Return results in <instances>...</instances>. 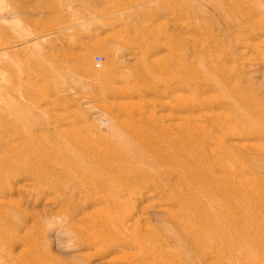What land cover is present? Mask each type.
<instances>
[{
    "label": "rangeland",
    "instance_id": "374dc122",
    "mask_svg": "<svg viewBox=\"0 0 264 264\" xmlns=\"http://www.w3.org/2000/svg\"><path fill=\"white\" fill-rule=\"evenodd\" d=\"M234 2L0 0V183L15 181L1 191L0 264H33L25 256L37 252L43 264L124 262L135 248L98 252L115 245L104 218L127 213L157 264L193 246L218 251L205 264H264V38ZM191 73L193 91L181 82ZM190 100L193 114L178 108ZM182 115L199 116L203 153L175 132ZM104 149L135 175L110 210L82 196L109 194L89 163Z\"/></svg>",
    "mask_w": 264,
    "mask_h": 264
},
{
    "label": "bare ground",
    "instance_id": "6f19581e",
    "mask_svg": "<svg viewBox=\"0 0 264 264\" xmlns=\"http://www.w3.org/2000/svg\"><path fill=\"white\" fill-rule=\"evenodd\" d=\"M166 3V5H167V2H165ZM178 3V2H177ZM177 3H174V7L176 6L175 4H177ZM229 3V2H228ZM235 4H236V8H238L239 10L238 11H240V12H242V13H244V14H242V15H244V17H243V20L245 21V27H244V29H245V31L246 32H248V33H250L251 35H253V34H258V35H263V38H264V0H235V2H234ZM160 4V3H159ZM185 4V3H184ZM226 4V3H225ZM173 6V5H172ZM177 7V6H176ZM246 7V9L245 10H241V8H245ZM208 8V7H207ZM183 9V8H182ZM163 10H165V7H164V5H161V6H159L158 7V11L159 12H161V11H163ZM174 11V10H173ZM189 11V10H188ZM194 15V14H193ZM192 21V20H191ZM192 23V22H191ZM190 24V23H189ZM193 24V23H192ZM192 26V25H191ZM199 26V25H198ZM197 26V27H198ZM197 29V28H196ZM198 30V29H197ZM181 82H182V84H183V86H185L187 89H191L192 91L193 90H197L198 89V86H196L195 88H193V86L196 84V85H198L199 83H200V80H198L197 79V77L196 76H193V74L191 73L190 74V76H189V83H187V80H181ZM202 89V88H201ZM233 97L235 96V95H232ZM236 98H238L237 97V95L235 96ZM189 99V98H188ZM192 99V98H191ZM194 101V100H193ZM243 101V100H242ZM198 106H199V108H200V106L201 105H199V104H197L196 102L194 103V102H192V100H190L189 102H187L186 104H183V105H181V107L179 106L178 108L181 110V111H185V112H189V113H191V114H193L196 110H197V108H198ZM171 108V107H170ZM172 109V108H171ZM248 111H249V113H256L257 112V110H251V109H247ZM202 112H204V111H202ZM198 113V112H197ZM170 115V114H169ZM199 115V114H198ZM165 116V115H164ZM183 116V115H182ZM159 117V116H158ZM177 117H180V116H177ZM195 117V116H194ZM181 118V117H180ZM261 119V118H260ZM183 124H184V126H180V124H177V127L175 128V132L178 134V135H180V136H182V137H185V138H187L188 139V141H189V143H188V146L191 148V149H196L197 151H202V153L206 150V145H204V143L203 142H207V140L205 139V138H202V143H200V142H196V139L197 138H199V135H200V133L201 134H203L204 132H206V129L205 128H202L201 127V121H200V119H199V116H198V118H192V117H184L183 116ZM181 121V120H180ZM158 122H159V120H158ZM182 122V121H181ZM176 123H178V122H176ZM159 124V123H158ZM163 127H165L163 124H159L158 126H157V128H158V130H157V133H160V134H164V135H166V132L164 131V129H163ZM206 127V126H205ZM170 132V131H169ZM201 136V135H200ZM203 136V135H202ZM77 138V137H76ZM207 138V137H206ZM211 138V137H210ZM75 140V139H74ZM73 140V141H74ZM149 140V139H148ZM176 140V139H175ZM218 140V139H217ZM219 141V140H218ZM79 142V141H78ZM175 142V141H174ZM221 142V141H220ZM242 142V141H241ZM10 144V143H9ZM142 144V143H141ZM208 146H209V144H207ZM210 147V146H209ZM98 148V147H97ZM216 148V147H215ZM226 148V146L225 147H223L222 149L224 150ZM105 150V149H104ZM196 150H194V151H196ZM209 150H210V148H209ZM212 150V149H211ZM169 151V150H168ZM234 151V150H233ZM107 152H109V151H107V150H105V151H103V152H100V151H98V152H96V153H94L91 157H90V159H89V163L90 164H95V165H97L98 167H99V173H100V176H101V180L99 181V182H97V183H94L95 184V186L96 187H98L99 188V190L100 191H103V192H107V193H109L108 194V196H106V198L105 197H99V196H96V195H92L90 192H85L84 194H82V196H86V198L87 199H85L86 200V202H88L89 204H92V201L90 200V198L92 197L93 198V201L95 202V203H97V202H106L105 203V207H106V209L107 210H110L111 208L113 209V207H117L118 206V203L117 202H120V200L119 199H117V198H119V193H121V187H120V185H122V183H124V184H126V182L127 181H129L130 179H131V181H134V179H135V175H131V176H128V175H123L122 176V172L120 173V171H119V168H117V166L115 167L114 165H112V163L110 162V163H108V160H109V153H107ZM153 153H154V155H155V159H157V157H160L161 156V154L159 153V152H157L156 150H154L153 151ZM201 153V154H202ZM219 153V152H218ZM221 153V152H220ZM228 153V152H227ZM230 154V153H229ZM54 155V154H53ZM209 155V154H208ZM58 156V155H57ZM211 160V159H210ZM2 160H0V162H1ZM194 160H188V162L190 163L191 162V164L192 165H194L195 163L193 162ZM23 163L21 164V167H20V169H24L25 168V171L27 170V171H30L29 170V161H28V159H26V158H24L23 159V161H22ZM196 162V161H195ZM20 163V162H19ZM69 163V162H68ZM72 163H74V162H72ZM108 163V164H107ZM9 165L10 166H13V164L12 163H7L6 162V164L4 165V168L5 167H9ZM69 165V164H68ZM71 166V165H70ZM196 167V166H195ZM61 168H62V166H61ZM193 168V167H192ZM66 170V169H65ZM64 170V171H65ZM24 171V172H25ZM26 171V172H27ZM66 171H68V170H66ZM169 171V170H168ZM81 172V171H80ZM89 172V171H88ZM82 173H83V171H82ZM8 174V173H7ZM26 174V173H25ZM13 175V174H12ZM40 175V174H39ZM69 175V174H68ZM89 175V174H88ZM3 178V177H2ZM237 178V177H236ZM7 179H9V178H7ZM71 179V178H70ZM200 179L204 182V179L206 180V181H208V182H211L212 181V179L210 178V177H205V175H203L202 177L200 176ZM236 180V179H235ZM84 181V180H83ZM15 181L13 180V181H9L8 180V182H5L4 184H6V185H4V184H1L2 186L0 187V198H3L2 196H5V195H2V193H1V191H4L3 190V188L4 189H7V188H10L11 186H13V184H15L14 183ZM220 182L222 183V181L220 180ZM232 182H234V180L232 181ZM232 182H231V184H232ZM81 183V182H80ZM85 183V182H84ZM216 183H218V182H216ZM226 183V182H225ZM224 183V184H225ZM88 184V183H87ZM180 184V183H179ZM223 184V185H224ZM256 184V183H255ZM4 185V186H3ZM57 185V184H56ZM78 185V184H77ZM81 185V184H80ZM84 185V184H83ZM167 185V184H166ZM222 185V184H221ZM257 185V184H256ZM77 187H79V186H77ZM168 187V186H167ZM207 187V186H206ZM223 187V186H222ZM232 187H234L233 185H232ZM254 187V186H253ZM13 188V187H12ZM72 188V187H71ZM157 188H159V187H157ZM171 188V187H170ZM180 188V187H179ZM184 188V187H183ZM183 188L180 190V191H182L183 190ZM14 189V188H13ZM207 189V188H206ZM219 189H220V186H219ZM8 192L9 191H11V190H7ZM162 191V190H161ZM7 192V194H9ZM172 191H170V193H171ZM192 192V191H191ZM73 193H75L74 194V196L76 195V196H79V188L78 189H76V190H74V192ZM106 193V194H107ZM152 193V192H151ZM193 193V192H192ZM6 194V193H5ZM104 194V193H103ZM251 194V193H250ZM75 196V197H76ZM187 196V195H186ZM186 196H184V194L183 193H178L177 194V200L176 201H179L180 202V200H183L184 199V201H189V200H187V197ZM194 196V195H193ZM192 196V197H193ZM249 196V195H248ZM122 197H123V195H122ZM134 197H136V196H134ZM141 197V196H140ZM140 197H139V199H140ZM163 197H165V196H163ZM235 197V196H234ZM250 197H252V196H250ZM160 198V197H159ZM84 199V198H83ZM137 199V198H136ZM162 199V198H161ZM189 199V198H188ZM236 199V198H235ZM76 200H78V199H76ZM118 200V201H117ZM240 200V199H239ZM192 201V200H191ZM197 201V200H196ZM262 201V200H261ZM85 202V201H84ZM121 202H122V200H121ZM168 202V201H167ZM178 202V203H179ZM240 202V201H239ZM170 203V202H169ZM168 203V204H169ZM229 203V202H228ZM167 204V203H166ZM174 204V203H173ZM144 205V204H143ZM171 205V204H170ZM169 205V206H170ZM204 205V204H203ZM71 206V205H70ZM124 207L126 206V205H123ZM133 206V205H132ZM188 206V205H187ZM193 206V205H192ZM200 206V205H199ZM123 207V208H124ZM135 207V206H134ZM133 207V208H134ZM174 207V206H173ZM181 207V206H180ZM128 207L126 206V209H127ZM179 208V207H178ZM83 209V207L82 206H79V205H75L73 208H71V211L73 212H71L72 213V215L74 214H76V215H79V214H81L82 213V210ZM125 209V208H124ZM132 209V208H131ZM180 209V208H179ZM186 209V208H185ZM184 209V210H185ZM194 209V208H193ZM91 210V209H90ZM196 210V209H195ZM171 211V210H170ZM231 211V210H230ZM90 212V211H89ZM129 212V211H128ZM187 212V211H186ZM206 212V211H205ZM229 212V211H228ZM70 213V214H71ZM91 213V212H90ZM200 213H202V211L200 212ZM123 214V213H122ZM121 214V215H122ZM189 213H187L186 215H188ZM199 214V213H198ZM85 215V214H84ZM134 215V214H133ZM132 215V216H133ZM231 215V214H230ZM4 216V215H3ZM108 216V215H107ZM202 216H203V214H202ZM233 216V215H232ZM71 217H73V216H71ZM79 217H80V215H79ZM79 217H77L78 219H79ZM88 217V216H87ZM119 217V216H118ZM117 216H116V218H104V219H106V220H108V223H110L111 225H110V231H111V233H114L113 234V237H114V239H112L114 242H115V245H112V246H114V248H109V249H107V250H104V252H101L100 250H99V252H98V257H101V258H104L107 254L109 255V253H115L114 251H122V249H124V248H131V247H133V248H135V250L133 249L132 250V252H129V253H127V252H122V253H125L126 254V258H125V261L124 262H115V261H117V260H115V261H113V260H111V261H108V262H106V264H157L156 262H155V255H153V251H152V249L151 248H147V246L148 245H150V244H152L151 242L150 243H148L149 242V240H150V238L149 237H147L146 236V234L144 235V238H139V232H138V234H136V227L138 226V221H133V220H130L132 217H131V214H124L122 217L120 216V218H118ZM173 217H175V216H173ZM183 217V216H182ZM181 217V218H182ZM96 218V217H95ZM73 218H69V220L71 221ZM96 219H98V218H96ZM192 219V218H191ZM80 220V219H79ZM92 220V219H91ZM196 220V219H195ZM69 221V222H70ZM90 221V220H89ZM126 221H128L127 223H125ZM193 221V220H192ZM191 221V222H192ZM243 221V220H242ZM82 222V221H81ZM184 222H185V220H184ZM98 223V222H97ZM198 223V222H197ZM126 224V225H125ZM144 224V223H143ZM98 225V224H97ZM189 225H190V223H189ZM196 225V224H195ZM195 225H192L191 224V226H194L195 227ZM79 226V225H78ZM175 226V225H174ZM200 226V225H199ZM198 226V227H199ZM244 226V225H243ZM80 227V226H79ZM81 228V227H80ZM207 228V227H206ZM234 228V227H233ZM246 228V227H245ZM148 229V228H147ZM178 229V228H177ZM188 229V228H187ZM201 229V228H200ZM209 229V228H208ZM140 230V229H139ZM138 230V231H139ZM191 230V229H190ZM192 230H193V228H192ZM191 230V231H192ZM144 232V231H143ZM197 232V231H196ZM246 232V231H245ZM192 233H194L193 231H192ZM200 233V232H199ZM206 233V232H205ZM196 234V233H195ZM143 235V234H142ZM243 235V234H242ZM100 239V238H99ZM189 239V238H188ZM194 239V238H193ZM192 239V240H193ZM199 239V238H198ZM210 239H212V238H210ZM251 239V238H250ZM195 240V239H194ZM201 240V239H200ZM200 240H198V241H200ZM160 241V240H159ZM212 241V240H211ZM100 242V241H99ZM154 242V241H153ZM165 242V241H164ZM188 242V241H187ZM194 242H197V241H194ZM107 243V242H106ZM111 242H109V244H110ZM166 243V242H165ZM246 243V242H245ZM103 244V243H102ZM200 244V243H199ZM205 244V243H204ZM213 244H214V242H213ZM193 245H195V244H193ZM193 245H191V246H193ZM215 247V246H214ZM102 248V247H101ZM154 248H157L159 251H164V249H165V247H164V245H162V244H159L158 245V247H153V249ZM175 250H174V252H172L171 254H173V255H169V258L167 259V260H164V261H170L171 260V262H170V264H205V263H208V260L210 261V259H212V258H215V254H218V251L217 250H215V248H214V250H212V249H205V248H201V247H194L193 246V248L192 249H190V250H188V249H181V248H179L178 250H177V248H174ZM180 251H181V253H180ZM168 252V251H167ZM120 254H121V252H120ZM119 254V255H120ZM124 254V255H125ZM164 254V253H163ZM262 254V253H261ZM116 255V254H115ZM118 255V256H119ZM123 255V254H122ZM123 255V256H124ZM97 256V255H96ZM111 256V255H110ZM171 256H172V258H171ZM153 258L152 260V262H146V259H148V258ZM218 257V256H217ZM262 257V256H261ZM25 261H33V264H43L42 263V260H41V253H39V252H37V253H35V254H33V255H26L25 256ZM171 258V259H170ZM255 258V257H254ZM253 258V259H254ZM257 258H258V256H257ZM19 259H21V258H19ZM19 259H17L16 258V260H18L19 261ZM109 259V258H108ZM122 259V258H121ZM161 259V258H160ZM216 259V258H215ZM252 259V260H253ZM256 259V258H255ZM254 259V260H255ZM120 260V259H119ZM118 260V261H119ZM149 260V259H148ZM147 260V261H148ZM157 260V259H156ZM258 260V259H257ZM256 260V261H257ZM259 260H260V258H259ZM258 260V261H259ZM217 261H219V259L217 260ZM257 261V262H258ZM16 262V261H15ZM20 262H22V261H20ZM78 262H79V260L78 261H76V259H75V261H73L72 263H74V264H78ZM214 262V261H213ZM263 262V261H262ZM262 262H260V263H262ZM256 263V262H255ZM25 264V263H24ZM61 264H67V263H65V262H63V263H61ZM101 264H104V263H101ZM158 264H160V263H158ZM163 264V263H162ZM165 264H167V263H165ZM219 264V263H218Z\"/></svg>",
    "mask_w": 264,
    "mask_h": 264
},
{
    "label": "built area",
    "instance_id": "2783aa9c",
    "mask_svg": "<svg viewBox=\"0 0 264 264\" xmlns=\"http://www.w3.org/2000/svg\"><path fill=\"white\" fill-rule=\"evenodd\" d=\"M95 61H96V62H98V61H99V56H97V57L95 58Z\"/></svg>",
    "mask_w": 264,
    "mask_h": 264
}]
</instances>
